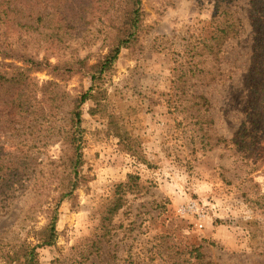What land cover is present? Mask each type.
<instances>
[{
  "label": "rangeland",
  "instance_id": "rangeland-1",
  "mask_svg": "<svg viewBox=\"0 0 264 264\" xmlns=\"http://www.w3.org/2000/svg\"><path fill=\"white\" fill-rule=\"evenodd\" d=\"M217 1L145 0L139 42L122 50L99 88L90 91L91 78L81 74L63 77L70 101L87 97L82 111L88 181L61 206L54 246L42 245L48 211L38 212L27 230L18 228L34 197L25 190L0 216V264H24L13 258L27 246L36 249L39 264H199L190 259L192 248H201L205 264H264V114L249 118L246 104L250 69L259 63L253 3L234 1L243 35L225 61L204 59L207 80L215 76L207 85L201 82V56L193 50L213 35ZM102 45L78 53L96 64L107 53ZM47 49L39 56L57 63L56 51ZM11 64L23 66L0 56V70ZM220 66L229 71L227 82L217 77ZM181 70L193 71L185 78L186 95L174 88ZM33 76L40 85L55 78L48 71ZM201 94L211 100L208 111L196 105ZM245 122L248 131L238 139L240 146L249 144L246 149L217 145L220 138H234ZM14 137L27 151L32 141ZM34 144L49 154L37 155L41 167L49 158L59 161L57 174L46 175L49 200L69 193L74 179L67 147L57 135L46 149L44 142ZM129 174L141 177L143 191L129 197L98 251L93 243L103 234L101 213Z\"/></svg>",
  "mask_w": 264,
  "mask_h": 264
},
{
  "label": "trees",
  "instance_id": "trees-1",
  "mask_svg": "<svg viewBox=\"0 0 264 264\" xmlns=\"http://www.w3.org/2000/svg\"><path fill=\"white\" fill-rule=\"evenodd\" d=\"M144 1L0 0V56L23 64H11V68L0 70V216L10 212L13 203L25 190L33 192V200L21 217L18 228L27 230L38 212L48 211L51 220L42 245L56 244L61 206L65 201L72 200L89 178L84 170L82 111L87 97L76 96L70 101L62 85L63 77L81 74L91 78L93 86L90 91L99 88L104 78L114 70L122 50L139 42L144 23ZM234 1H217L212 19L213 35L202 38L201 47L193 50L197 51L196 57L201 56V82L207 81V85L215 80V76L207 80L204 59L225 61L233 42L240 40L243 35L245 25L237 7L232 6ZM252 3L250 13L258 31L254 36V58H259V63L256 62L254 68L250 69L254 77L249 76L246 83V88L251 87L246 104L250 108L247 116L257 118L264 114V0H252ZM99 42L103 44L102 49H107L101 60L90 64L88 57L81 58L79 51L90 49ZM45 47L56 51L57 63L39 56ZM44 71L55 78L40 85L33 75ZM192 72L181 70L180 76L173 82L174 88L184 95L187 94L185 78ZM228 72L227 68L220 66L217 77L227 82L224 77ZM196 99L199 100L196 105H201V111L212 108L211 100L205 94ZM69 104L72 105L66 111ZM247 126L245 122L234 138H220L217 145L246 149L249 144L240 146L238 138L242 133H247ZM16 135L26 136L23 143L32 141L28 143L27 151L14 140ZM55 135L68 149V168L74 181L69 193L57 195L50 201L46 175L49 173L51 177L57 174L59 161L49 158L50 161L41 167L43 160L40 161L37 155L47 157L49 154L34 143L44 142L43 148L46 149L49 140ZM8 144L9 147L16 146V150L11 151ZM21 153L23 157L19 158ZM143 188L141 177L135 174H129L126 181L116 185L112 201L101 213L98 230L103 234L98 236L93 248L99 251L101 241L111 234L113 222L127 206L129 197L141 193ZM189 253L190 259L205 264L201 248H192ZM13 259L24 264H39L36 249L30 246L24 247Z\"/></svg>",
  "mask_w": 264,
  "mask_h": 264
}]
</instances>
